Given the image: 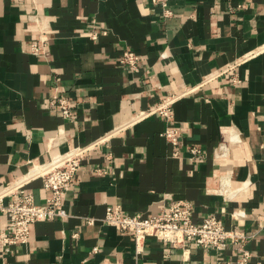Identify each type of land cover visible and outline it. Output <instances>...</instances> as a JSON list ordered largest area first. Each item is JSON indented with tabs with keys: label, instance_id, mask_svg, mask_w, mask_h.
<instances>
[{
	"label": "crops",
	"instance_id": "0c3cea01",
	"mask_svg": "<svg viewBox=\"0 0 264 264\" xmlns=\"http://www.w3.org/2000/svg\"><path fill=\"white\" fill-rule=\"evenodd\" d=\"M167 4L170 17L151 0H0V192L86 148L64 194L68 216L35 223L0 264L236 263L243 250L264 264V0ZM41 35L46 50L33 54ZM122 46L140 55L138 71L120 63ZM57 91L75 118L49 107ZM167 97L172 118L143 116ZM169 126L176 146L161 135ZM26 189L45 202L40 175ZM185 199L195 223L215 215L249 237L221 251L152 237L137 251L132 234L102 220L109 205L161 214Z\"/></svg>",
	"mask_w": 264,
	"mask_h": 264
},
{
	"label": "built area",
	"instance_id": "2783aa9c",
	"mask_svg": "<svg viewBox=\"0 0 264 264\" xmlns=\"http://www.w3.org/2000/svg\"><path fill=\"white\" fill-rule=\"evenodd\" d=\"M15 1V0H12ZM21 1V0H19ZM153 4L161 6L163 15L170 17L173 9L167 4V0H151ZM106 34V30L104 31ZM48 40L44 36L33 40L30 45V52L40 54L45 52ZM253 53L247 54L243 58L246 60ZM140 55L129 48L122 46L120 51V63L129 71L136 72L139 68ZM210 75L207 79H213ZM234 82L240 79L234 77ZM175 97H167L158 104L151 106L144 115L158 114L166 119L173 117V103ZM50 108L58 110L63 118L71 120L75 118L73 112V102L64 92L57 91L52 94L49 103ZM172 145L179 143L180 130L169 126L161 134ZM86 148L76 147L55 158L40 170L28 174L13 186L5 188L0 192V212L6 214L9 219L8 229H0V251L9 252L11 248L18 244H26L29 240L32 226L37 222L65 218L68 212L64 206V194L75 182L81 167L82 157ZM190 151L193 156H198L201 150L197 146H191ZM177 151L174 156H177ZM98 172L101 170L98 169ZM40 175L43 181V188L47 192L44 203L38 204L32 192L26 189L28 182L35 176ZM14 196L8 203L4 202L6 197ZM243 215L238 212V215ZM88 223H94V217H87ZM106 223L116 225L121 231L132 234L135 238L137 251H140V244L148 238L157 237L163 242L173 245L189 241L192 244L208 248L213 247L215 251L225 248L228 240L238 241L240 238H248L244 233H238L228 229L224 222L215 215L205 218L200 223L193 221V207L189 200H177L171 203L168 210L161 214H126L121 206L109 205L106 208L104 218ZM260 229L264 230V221L260 224ZM251 256L249 250H243L242 257L236 263L227 260H218L216 264H248ZM134 264H142L135 262Z\"/></svg>",
	"mask_w": 264,
	"mask_h": 264
}]
</instances>
